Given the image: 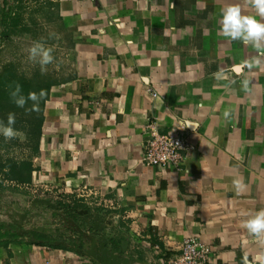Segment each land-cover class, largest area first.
Listing matches in <instances>:
<instances>
[{
	"label": "crops",
	"instance_id": "obj_1",
	"mask_svg": "<svg viewBox=\"0 0 264 264\" xmlns=\"http://www.w3.org/2000/svg\"><path fill=\"white\" fill-rule=\"evenodd\" d=\"M51 1L74 70L51 89L38 153L23 152L30 186L0 189V222L19 228L0 264H168L188 238L212 246L207 264H264L243 226L264 209V54L218 35L226 6L255 14L246 0ZM151 122L184 127L180 170L144 162ZM85 186L116 207L77 200Z\"/></svg>",
	"mask_w": 264,
	"mask_h": 264
},
{
	"label": "trees",
	"instance_id": "obj_2",
	"mask_svg": "<svg viewBox=\"0 0 264 264\" xmlns=\"http://www.w3.org/2000/svg\"><path fill=\"white\" fill-rule=\"evenodd\" d=\"M19 10H23L24 4L28 0H15ZM36 24L29 23L23 14L16 13L12 16L7 9L3 10V32L1 39L4 42L13 41L17 36L28 31ZM21 60H12L0 62V121L7 124V118L10 113L14 114V130L24 134L25 139L21 146L24 150L30 148L35 153L39 151V145L42 137V127L44 123V110L47 100L50 97L53 86L58 85L61 81L53 78L52 73H45L41 66H36L33 72L26 73L21 71ZM21 86V94L27 98L29 93H36L37 101L27 100L23 108L17 107L10 93L16 85ZM43 92V96L40 93ZM0 135V141L5 143L6 139ZM18 139H13L15 143ZM17 143V142H16ZM18 144V143H17ZM0 156V189L6 181L17 184H29L32 181L33 163L26 159L14 158L3 160ZM19 228L12 224L0 222V247H7L12 241L19 237Z\"/></svg>",
	"mask_w": 264,
	"mask_h": 264
},
{
	"label": "rangeland",
	"instance_id": "obj_3",
	"mask_svg": "<svg viewBox=\"0 0 264 264\" xmlns=\"http://www.w3.org/2000/svg\"><path fill=\"white\" fill-rule=\"evenodd\" d=\"M7 2V0H5ZM54 2L51 0H28L24 4V9L19 10L18 14H23L27 21L36 22L30 30L25 31L17 36H14L13 41L4 42L1 39V33L3 32V10H0V62H9L12 60H21V71L31 73L36 66H39V57L32 58L30 50L37 43L43 45L46 49H51V55L53 60L45 67V73H52L53 78L62 81L72 76L74 70V57L70 51L71 39L68 33L61 25L60 19L57 15L56 9L53 8ZM6 5V4H4ZM8 12V11H7ZM13 16V15H12ZM41 66V65H40ZM3 136V135H1ZM13 139H18L15 143ZM25 136L23 133L15 130V135L11 139L4 140L5 143L0 141V156L3 160L14 158L17 161L23 159L24 149L21 146L23 144ZM8 182V181H6ZM12 188L14 185H20L17 183L9 182ZM24 185V184H22ZM11 201L10 198L6 201ZM8 201V202H9ZM5 213L3 215L2 213ZM7 213V214H6ZM9 216V206L3 208L0 212V221H6ZM22 221L25 222L27 227V217L22 216ZM7 222V221H6Z\"/></svg>",
	"mask_w": 264,
	"mask_h": 264
},
{
	"label": "clouds",
	"instance_id": "obj_4",
	"mask_svg": "<svg viewBox=\"0 0 264 264\" xmlns=\"http://www.w3.org/2000/svg\"><path fill=\"white\" fill-rule=\"evenodd\" d=\"M246 3L254 10L255 14H245L242 7L238 4L226 6L221 10V19L218 35H222L231 40H239L244 45H251L258 53L264 54V0H246ZM32 58L39 57L41 70L44 71L47 64L51 63L53 57L51 49H46L43 45L37 43L30 50ZM257 64L261 61L258 59ZM247 90V82H245ZM43 92L40 96H43ZM17 107L23 108L27 100L37 101L36 93H29L27 98L21 94V86L16 85L10 93ZM15 117L10 113L7 118V124L0 121V135L5 139H11L15 135L14 130ZM237 193L241 190V181H233ZM250 234L257 237H264V209L259 210L254 216L244 221L243 225Z\"/></svg>",
	"mask_w": 264,
	"mask_h": 264
},
{
	"label": "built area",
	"instance_id": "obj_5",
	"mask_svg": "<svg viewBox=\"0 0 264 264\" xmlns=\"http://www.w3.org/2000/svg\"><path fill=\"white\" fill-rule=\"evenodd\" d=\"M146 142L144 146V162L157 168H175L180 170L188 153L193 152L194 146L185 135L184 127L175 131L161 133L154 123L146 127ZM23 187L29 184L19 185ZM45 186V185H44ZM45 191H50V186H45ZM79 201L92 206L97 205L106 209H114L115 203L109 200L100 190L85 186L72 193ZM211 245L201 242L197 238L186 239L181 246V254L169 261L168 264H207L212 255Z\"/></svg>",
	"mask_w": 264,
	"mask_h": 264
}]
</instances>
